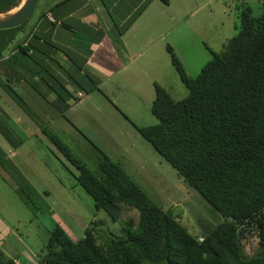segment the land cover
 <instances>
[{"label": "trees", "instance_id": "16d2710c", "mask_svg": "<svg viewBox=\"0 0 264 264\" xmlns=\"http://www.w3.org/2000/svg\"><path fill=\"white\" fill-rule=\"evenodd\" d=\"M21 1L0 0V12L17 7ZM32 15L21 26L0 29V68L4 72L5 68L20 69V80L47 100L48 91L53 93L56 98L52 104L64 111L80 99V91L90 92V82L98 90L99 83L83 70L81 59L46 41L36 25L24 29ZM235 27L237 33L222 51L213 52L196 76L189 75L173 47L167 46L189 94L177 100L156 84L151 109L158 122L138 128L178 175L223 215L224 221L206 236L195 237L99 148V169L94 172L53 134V142L77 167L78 182L92 196L96 210H104L114 221L122 220L125 233L102 244L92 222L84 235L74 240L56 223L42 264H264V10L255 17L251 7L244 5ZM22 29L23 36L19 35ZM52 48L64 52L72 65L67 68ZM5 75L7 81L0 78V85L27 110L22 97L6 83L13 75ZM2 112L0 107V133L18 147L21 143L13 132L1 124ZM4 155L2 147L0 168ZM4 159L14 170L10 181L38 210L34 199L37 191L21 175L13 158ZM126 208L137 211V223L133 216L123 218ZM251 236L259 241L254 255L247 253L244 242ZM0 264L21 263L8 257L0 246Z\"/></svg>", "mask_w": 264, "mask_h": 264}, {"label": "rangeland", "instance_id": "374dc122", "mask_svg": "<svg viewBox=\"0 0 264 264\" xmlns=\"http://www.w3.org/2000/svg\"><path fill=\"white\" fill-rule=\"evenodd\" d=\"M205 1L196 0L198 3ZM41 3L39 2L24 29L27 30L28 25L32 23ZM244 5L251 7L252 15L255 17L263 13L264 0H207L204 9L194 15L197 35L193 39L180 36L172 41L171 45L178 57L182 50L180 58L190 57L193 59V62L188 59L186 64L189 75H198L202 67L212 59L213 51H222L228 40L237 33L235 25ZM178 6H181V3ZM24 29L19 31V35H24ZM175 43L176 46H174ZM193 45L195 46L193 48L195 56L192 55ZM196 51L203 54H196ZM206 53L207 55L209 53L208 57H204ZM167 58L165 57L164 61L170 69L169 71L165 70L161 80L168 86L171 93L168 92L174 99H183L188 96L189 89L181 80L173 64L171 65L169 52H167ZM62 61L69 68V64H66L65 60ZM144 73L145 71L141 70L140 73L134 75L140 76ZM149 75L153 74L149 73ZM155 80L160 82L159 79ZM8 83L23 96L29 107L40 115L43 124L47 125L48 130L51 131H49L50 134L43 131L37 132L38 121L31 119L23 106L17 100H12L13 98L0 87V106L3 108L2 114L4 115L1 124L13 132L15 139L21 143L19 153L14 154L16 147H12L8 140L3 139L2 145L6 155L2 156L1 162L4 166L0 168V212L12 224L13 228H17L15 229L17 233L14 237L15 241L18 244H24L25 241L32 242L33 248L44 257L47 254L50 231L59 222L65 223V228L74 240L80 239L92 222H94L93 226L99 236V242L102 244L108 242L114 235H123L125 233L123 221H114L104 210H96L92 196L78 182L77 167L53 142L51 135H57L69 148L72 155L94 172L99 169V152L97 150L99 148L105 154L109 153L112 156L110 158L117 163H119L118 160L121 162L129 160V163H124V168L133 177L134 173L131 167L134 166V162L137 164L138 156L142 157L152 153L146 152L145 146L137 144L134 139L131 141L136 145L135 149L126 142L121 146L119 139L127 141L124 130L130 125V116L139 123H144L147 120L145 110H143L144 105L133 109L137 105L134 101L129 100V95L136 89H128L123 95L117 88V84L110 81L101 85V88L116 103V106L99 109L85 104L81 108H68L62 111L52 104V101L55 100L53 93L48 91L46 96L49 99L47 100L29 83L24 82L22 86H16L10 80ZM144 83V80H136L133 86H144ZM40 87L41 91H45L42 85ZM11 105L13 111L21 117L23 122L16 119V114H12ZM117 109L120 111V121H115V117H113L111 122H103L110 135L104 139L96 137L94 126L101 121L100 115L103 110H106L103 116L106 117L116 113ZM124 112L130 116H126ZM48 117H53V122H49ZM156 121L158 122L157 119ZM33 131L34 133H32ZM140 136L143 138L141 134ZM115 140L116 144H114ZM144 141L154 151L152 163L149 164L150 175L143 177L142 173L137 174V170H135L136 175L133 178H136V181L148 192L156 204L170 210L192 235L200 237L209 234L219 223L224 221L223 215L179 176L175 168L147 140L144 139ZM127 150L129 152H125ZM5 156L17 160L25 174L29 173L36 187L41 190V196L34 197L38 206L37 216H35V210L30 203L25 201L23 194L10 181L9 175L14 170L4 159ZM133 159H135L134 162H132ZM129 216H133L137 223L138 215L135 209L126 208L125 213L123 209V218L126 219ZM244 242L247 253L249 255L256 254L255 251L259 247L258 238L251 236ZM32 264H41V261ZM143 264L156 263L145 261Z\"/></svg>", "mask_w": 264, "mask_h": 264}, {"label": "crops", "instance_id": "0c3cea01", "mask_svg": "<svg viewBox=\"0 0 264 264\" xmlns=\"http://www.w3.org/2000/svg\"><path fill=\"white\" fill-rule=\"evenodd\" d=\"M206 1L198 3L196 0H170L169 4H165L160 0H41L42 3L38 9V13L30 24V26L36 25L40 35L46 41L66 51L69 55L75 57V59H81L84 67L83 70L94 81L99 83L98 90L94 89L93 84L90 82L88 85L90 92L80 91L83 94L82 97H79L80 99L69 108H81L85 104H90L99 109L116 106V103L101 88V85L107 84L110 81L117 84V88L120 89L123 95L128 89H136V91L129 95V100L134 101L137 105L133 109H138V107L144 105L143 110H145L147 120L144 123H139L127 112H124L126 116H130L131 122L129 127L124 130L127 141L119 139L121 140V146L126 142L135 149L136 145L131 141V139H134L137 144L145 146L146 152L152 153L142 157L138 156L136 159L137 164H135V159H133L134 166L131 167L134 173L133 177H135L136 173H142L143 177H149L150 175L148 172L149 164L152 163L154 151L144 141V138L140 136L138 128L154 125L157 122V118L151 112L152 103L155 98V84H161V86L170 92L168 86L161 80L165 74V70L169 71L170 69L164 61L165 57L167 58V46L171 45L172 41L180 36L186 39H193L197 35L194 15L199 10L204 9ZM180 3L181 6H178ZM131 20L133 22L129 25ZM198 26L200 27V25ZM176 45L175 43L174 46ZM193 48H195L194 45L192 46V55L195 56ZM52 51L56 54L55 57L61 61L65 60L66 64H69V67L72 65L64 52L55 48H52ZM181 53L182 50L178 54L179 58ZM196 54L203 53L196 51ZM208 56L209 53L208 55L206 53L204 57ZM188 59L190 62H193V59L190 57L180 58L185 68ZM3 70V67H1L0 78L2 80L7 81L5 74L9 73L13 75L10 81L14 82L16 86H22L26 82L19 78L20 69L11 68L7 70L5 68V72ZM141 70L145 71L143 75H134L140 73ZM149 73L153 75L151 76ZM155 79H159L160 82L158 83ZM136 80H144V86L134 87L133 84ZM17 93L22 97L27 107V110L25 109L26 114L34 121H38L39 128L36 129L37 132L43 131L46 133L50 131L47 125L43 124L40 115L29 107L19 92ZM8 96L10 95L8 94ZM12 100H17L20 103L18 99L13 98ZM123 102L125 104L124 100ZM11 111L13 115L16 114L12 109V105ZM105 112L106 110H103V113L100 115L101 121L94 126L95 135L99 139L107 138L110 135L103 123L104 121L111 122L113 117H115V121L121 120L118 109L113 115L103 117ZM48 118L49 122H53V117ZM16 119L22 121L18 114H16ZM29 131L31 130L29 129ZM3 139L4 137L0 135V148L3 147ZM14 143L19 142L15 141ZM114 144H116V140ZM11 145L12 147L14 146V144ZM20 148L21 145L16 147L14 154L19 153ZM94 150L97 152L95 147ZM106 155L112 157L107 152ZM14 162L21 175L35 188L38 195L41 196V190L36 187L29 173L25 174L17 160H14ZM118 162L125 167L124 163H129L130 161L121 162L118 160ZM135 170H137L136 173L134 172ZM134 179L136 180V178ZM49 210L51 211L50 207ZM34 214L37 216V210L34 211ZM59 223L65 228L64 222ZM15 229L17 228H13L12 224L0 212V246L5 254L21 264H32L41 261L43 256L33 248L34 244L32 242L25 241L24 244H18L15 241L14 237L17 235ZM9 237H11V241ZM20 239L22 238L20 237ZM44 241H46L45 238Z\"/></svg>", "mask_w": 264, "mask_h": 264}, {"label": "water", "instance_id": "95a60500", "mask_svg": "<svg viewBox=\"0 0 264 264\" xmlns=\"http://www.w3.org/2000/svg\"><path fill=\"white\" fill-rule=\"evenodd\" d=\"M41 0H22L6 12H0V29H11L23 25L32 15Z\"/></svg>", "mask_w": 264, "mask_h": 264}, {"label": "built area", "instance_id": "2783aa9c", "mask_svg": "<svg viewBox=\"0 0 264 264\" xmlns=\"http://www.w3.org/2000/svg\"><path fill=\"white\" fill-rule=\"evenodd\" d=\"M82 95H83V94H82V92H81V93L79 92V94H78V97H80V98H81V97H82Z\"/></svg>", "mask_w": 264, "mask_h": 264}]
</instances>
